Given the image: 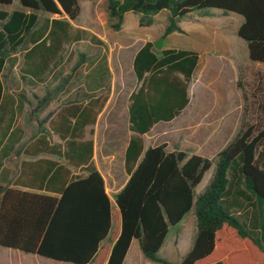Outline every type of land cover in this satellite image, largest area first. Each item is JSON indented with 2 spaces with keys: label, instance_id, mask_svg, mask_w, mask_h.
<instances>
[{
  "label": "trees",
  "instance_id": "16d2710c",
  "mask_svg": "<svg viewBox=\"0 0 264 264\" xmlns=\"http://www.w3.org/2000/svg\"><path fill=\"white\" fill-rule=\"evenodd\" d=\"M12 3L13 0H0V6ZM18 3L22 10L11 13L0 10V73L6 64L13 66L16 56L23 54L21 79L42 81L62 39L75 42L87 35L81 30L70 34L68 20L77 19L80 5L78 0H18ZM211 10L242 17L236 35L245 43L248 59L264 64V0L106 1L113 32L121 29L127 13L139 16L140 27H151L155 17L166 11L162 39L183 33L179 24L188 14L196 12L201 17H210ZM37 12L68 20H45L44 26L37 28ZM47 41L52 46L45 47ZM55 42L57 45H53ZM99 57L88 62L93 64ZM85 59V55H79L72 74L47 91L46 99L63 90ZM99 62L103 70L98 65L87 76L90 92L87 97L99 91L108 92L109 83L103 85L104 78L108 81L110 78L106 58L102 56ZM197 63L198 54L192 51L165 49L157 55L151 42H146L132 60V73L139 87L130 94L128 105L133 135L125 150L124 169L129 178L114 198L121 227L106 264H122L133 239L138 241L146 260L172 264L160 257L159 251L170 228L190 211L195 218V233L191 248L178 264H223L215 258L242 255L246 243L261 253L264 264V129L258 131L252 126L241 129L217 153L215 161L176 149L170 152L165 144L144 150L141 136L154 124L171 121L187 106L186 91ZM176 75H181L182 80ZM2 93L0 81V98ZM75 95L86 94L80 89ZM79 137L71 134L62 150L56 145L41 152L80 168L84 176L67 180L68 173L63 167L54 173L48 168L38 189L50 195L0 185V248L61 263L94 262L101 242L111 231L112 209L103 178L90 162L92 143L78 142ZM212 166L208 185L195 196V188Z\"/></svg>",
  "mask_w": 264,
  "mask_h": 264
},
{
  "label": "rangeland",
  "instance_id": "374dc122",
  "mask_svg": "<svg viewBox=\"0 0 264 264\" xmlns=\"http://www.w3.org/2000/svg\"><path fill=\"white\" fill-rule=\"evenodd\" d=\"M79 1L82 6L79 21H87L92 17L91 15H95L99 22L107 21L104 31L114 33L109 27L110 21L106 12L107 0ZM19 8L21 7L17 0L11 5L0 6V9L6 10ZM210 12V17H201L196 12L185 16L182 19V25L188 34L175 33L165 39L161 38L167 21L166 11L155 17V23L151 27H140L139 16L127 13L118 32L123 36L150 39L153 41V50L157 55L162 49L183 45L184 49H191L198 53L199 61L194 72L195 84L192 88L195 105L184 116V152L215 161L217 153L224 149L241 129L249 126L258 131L264 129V64L251 62L248 59L245 43L233 34L242 23L241 16L233 13L223 14L218 10ZM37 16L39 18L37 28L44 26V21L49 20L50 17L62 19L60 16L43 12H37ZM70 34L73 35V33ZM101 50L96 44H93L90 51L86 48L85 42H68L50 62L42 75V81L34 80V83L28 84V87L27 85L16 86L17 82L22 80L20 70L24 67L23 54H19L16 56V63L11 67L6 64L0 73L4 93L19 94L25 88L28 90L25 93L28 94H46L47 91L55 89L65 77L72 74L71 69L79 55L83 54L86 59L81 68L57 94V96H72L80 89H84V76L90 69L88 61L97 55H104L108 60V50L103 52ZM114 57L113 60V56H110L109 61L111 69L107 95L111 96V110L117 112L120 117L122 112L124 113L128 95L134 87L130 69L132 53L119 49L114 52ZM143 141L146 146L165 144L168 150L179 149L182 144L180 137L173 134L172 127H163L161 133L149 132L143 136ZM213 170L214 166L204 174L202 181L195 188V196L208 185ZM115 210L113 208V211ZM188 218L193 216L188 215L182 223L171 229L169 240L173 239L184 244L190 242L193 232L188 229ZM112 220L114 224V215ZM113 232L114 229L109 239L113 236ZM22 263L62 264L35 255L0 248V264Z\"/></svg>",
  "mask_w": 264,
  "mask_h": 264
},
{
  "label": "crops",
  "instance_id": "0c3cea01",
  "mask_svg": "<svg viewBox=\"0 0 264 264\" xmlns=\"http://www.w3.org/2000/svg\"><path fill=\"white\" fill-rule=\"evenodd\" d=\"M78 2L81 10L77 19L70 21L66 17H62L60 20H68L72 28L70 33H73V30L87 32V35H85L83 39L75 42H85L86 48L90 51L93 48V44H96L98 48L102 49V52L107 49L109 54L108 60L104 55H99L100 57L97 59L98 61L96 60L93 64L88 62L90 69L84 76L85 85L83 90L86 94L84 97L74 94L72 96H56L46 99L45 94L32 95L25 93L28 91L25 88H23L19 94H13L10 92L5 94L4 87L2 85L3 93L0 98V185L29 193L50 195V193H46L38 189V186L43 184L45 181L43 178L48 168L51 169V173H54L58 167H63L64 172L68 173L67 180L76 176H84L85 173L82 172L80 168L71 165L58 156L42 153L41 151L45 148L56 145L60 146V149L62 150L64 148L65 141L69 140V136H71V134L80 136L76 139L78 142L90 140L92 143V156L90 162L103 178L104 189L109 198L112 209V216L114 215L115 217L114 224L112 220V228L110 231L111 233L114 229L113 236L109 239V233L108 237L101 242L99 251L92 263L106 264L111 248L120 233V217L114 198L115 195L124 187L129 178L124 169L125 150L128 146L130 137L133 135L129 129L128 105L130 94L138 89L139 84L132 73L134 87L128 95L126 105L124 106V113L122 112V115L118 117V113L111 110V96L104 94L103 91H99L94 96L90 95V97H87V94H90L88 90L89 80L87 76L98 65H100L103 70V65L99 64V60L102 56L106 58V67L110 74V56H113L114 60V52L119 49L128 50L132 53L130 63V69L132 71V60L135 54L146 42H151L153 44V41L150 39L145 40L142 37L123 36V34L119 32H106L103 28L107 21L102 20L99 22L95 15H91L92 17L87 21H79L82 14V6L79 0ZM0 10L11 13L15 10H22V8ZM25 12L28 13L27 10ZM52 19L54 18H49V20ZM179 26L183 31V33H179L180 35H183L184 33L188 34L187 30H185L182 25V20ZM196 29L198 30V27H196ZM236 31L237 29L233 33L234 36H236ZM99 42L102 45H100ZM67 43V40L62 39L60 48L57 52H55L53 58L59 54ZM50 45L52 46V43L47 41L45 47H49ZM53 45H57V42H55V44L53 43ZM171 49L191 51V49H184V45L182 47ZM192 52L197 53L196 51ZM117 67L119 68V66H116V68ZM194 72L186 91L188 99L187 106L183 108L171 121H160L154 124L149 130V132L154 131L155 133H161L163 127H172L173 134L180 137L182 143L179 149L176 150L183 152L184 116L187 114V111L195 105V95L192 90L195 84ZM176 76L182 80L181 75ZM107 82L109 83L107 78H104L103 85L107 86ZM17 83L18 84H16V86L24 87L27 85L28 87V84L34 83V80L25 79L20 80ZM105 96L106 98L103 101ZM146 134L141 136L142 140L143 136ZM154 146L156 145L146 146L143 141L144 150ZM173 150L168 151L171 152ZM50 162L54 165L52 166L49 164ZM113 208L117 211H113ZM188 215L193 216V218H188L187 222L188 229H191L193 232L190 242L188 244H184V242H178L173 239L169 240L172 227L170 228L169 233L159 251L160 257L166 259L172 264H178L192 245L195 233V218L193 212L190 211L187 213L180 223H182ZM226 243L227 242H224V246ZM240 253H242L241 256H217L215 260H220L223 264H263V256L250 243H246ZM122 264L155 263H152L143 257L139 249L138 241L133 239Z\"/></svg>",
  "mask_w": 264,
  "mask_h": 264
}]
</instances>
